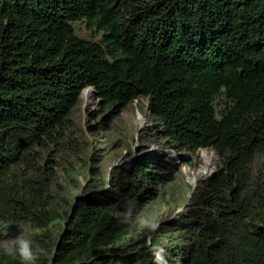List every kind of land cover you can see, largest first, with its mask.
<instances>
[{"label":"trees","instance_id":"obj_1","mask_svg":"<svg viewBox=\"0 0 264 264\" xmlns=\"http://www.w3.org/2000/svg\"><path fill=\"white\" fill-rule=\"evenodd\" d=\"M136 108L142 155L109 170L99 140ZM0 222L39 264H153L165 242L170 264H264V0H0Z\"/></svg>","mask_w":264,"mask_h":264},{"label":"rangeland","instance_id":"obj_2","mask_svg":"<svg viewBox=\"0 0 264 264\" xmlns=\"http://www.w3.org/2000/svg\"><path fill=\"white\" fill-rule=\"evenodd\" d=\"M74 26H75L77 34L79 36L85 38V39H95V38L98 39L99 38V36H96V35H94V33L87 30L85 23L82 21L75 22ZM94 94L95 93H94V90L92 88H87L83 92L84 108L90 107L93 110L99 109L98 100L95 98ZM135 104H137V101H135ZM143 118H144V122L141 123ZM117 121H118V124H115L113 126V130L115 131L114 137H116V139L120 141V144L119 143L116 144V145H118V149L113 150V148L111 147L112 146L111 140H106L105 142H104V138H101L99 140L100 145L102 144L101 146L106 147V150H108V153H109L108 156L111 158V160L109 161V159L107 157L108 161H107L106 165H107V168L109 170L114 166L124 165V163L129 162V159H125V158L129 155V151H130L129 147L130 146L132 147L133 152H135V154L133 155V157L131 159L142 155V153L138 151V147L140 146L139 144H141L140 139H138V133L144 127L149 126L152 123V120L150 118H148L146 115H144L143 113H141L140 110H138L137 108L134 111L125 110V111L121 112ZM123 132L128 133L127 139L130 142L128 147L126 146V143L121 140V134ZM133 134L135 135V137H133ZM141 145H145V144H141ZM152 145L156 146V148L159 147V148L164 149L163 147H160L155 143H151V145H149V146L152 148ZM164 150H166L168 152V153H166V155H168L171 162L180 163V158L176 155V152H172L171 149H164ZM204 151L215 155V157L217 159V156L213 150L202 149L199 152V156H200L199 157L200 158L199 165L200 166H201L202 162L204 161L203 157H202V154ZM200 166L198 168H200ZM215 166H216V164H215ZM215 166H214V169H215ZM198 168L191 169L188 166L183 165L184 173L190 175L194 171L193 175L190 176L191 178H190V182H189L193 185L196 184V182L194 180V178H195L194 173H195V171L198 170ZM203 179H205V178H203ZM197 184H198V182H197ZM168 212H169V209L167 208V210L164 212V215H166ZM186 213H187V207H186V205H184L177 210V212L175 213V216H178L179 214H186ZM160 219L162 220L161 216H159V221H160ZM145 220H146V224L147 223L149 224V219L147 220V217H145Z\"/></svg>","mask_w":264,"mask_h":264},{"label":"clouds","instance_id":"obj_3","mask_svg":"<svg viewBox=\"0 0 264 264\" xmlns=\"http://www.w3.org/2000/svg\"><path fill=\"white\" fill-rule=\"evenodd\" d=\"M148 145H151V144H148ZM155 149H156V146L152 145L151 150L154 151ZM149 153H153V152H149ZM153 154H157V153H153ZM192 175H193V172L190 176ZM128 215H129L128 213H125L123 218L127 220ZM150 227L152 229L157 228L158 222L153 221ZM23 231L24 230L21 229L19 233H22ZM0 237H3L2 239H0V252H3L4 254L11 255L15 258H18L20 261V264H39L37 253L34 251V241L29 236L22 235V234L9 235L8 225L6 223L0 222ZM151 254H152L153 264H170L169 252L166 247V242L154 246L151 249Z\"/></svg>","mask_w":264,"mask_h":264},{"label":"bare ground","instance_id":"obj_4","mask_svg":"<svg viewBox=\"0 0 264 264\" xmlns=\"http://www.w3.org/2000/svg\"><path fill=\"white\" fill-rule=\"evenodd\" d=\"M143 121H144V118H143L142 122ZM202 157H203L204 161L202 162L200 168H198V170L195 171V173H194V175H195L194 180L196 183L199 182L200 180H202L203 178H207L212 173L214 166L216 164L215 155L204 151L202 154Z\"/></svg>","mask_w":264,"mask_h":264},{"label":"water","instance_id":"obj_5","mask_svg":"<svg viewBox=\"0 0 264 264\" xmlns=\"http://www.w3.org/2000/svg\"><path fill=\"white\" fill-rule=\"evenodd\" d=\"M143 122H144V121H143ZM143 122H142V123H143ZM171 151H172V152H175V151H173V150H171ZM148 152H154V153H157V154H166V153H168L166 150H164V149H162V148H159V147H157L154 151H152L151 149H149ZM217 163H218V161H217V159H216V166H217ZM193 172H194V171H193ZM190 178H191V177H187V181L190 182ZM192 185H193V184H192ZM196 186H197V183L193 185V189H194Z\"/></svg>","mask_w":264,"mask_h":264}]
</instances>
